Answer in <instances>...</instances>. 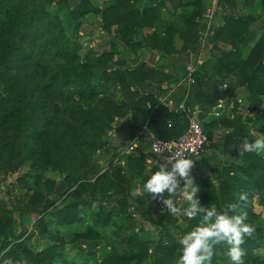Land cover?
Returning a JSON list of instances; mask_svg holds the SVG:
<instances>
[{
  "label": "trees",
  "instance_id": "trees-1",
  "mask_svg": "<svg viewBox=\"0 0 264 264\" xmlns=\"http://www.w3.org/2000/svg\"><path fill=\"white\" fill-rule=\"evenodd\" d=\"M41 1L0 0V81L6 80L11 86H15L18 97H9L14 104V109L9 110L1 105L6 97L0 92V126L3 132L12 143L20 142L21 135H24L25 139L21 144L27 159L33 160V165L39 168L54 166L59 147L62 149L63 161L71 168L60 181L58 190L56 181L47 180L45 184L60 195L76 187V193L72 196L80 197L81 193H85L88 194V201L78 199L81 203L70 202L63 209L55 211L57 223L81 222L82 205H86L96 191L102 192V199L106 200L99 204V212L94 217L95 223L105 227L115 225L116 235L122 244L127 245V249L122 253L112 249L110 255L96 264H177L181 255L179 238L195 227L203 226L205 213L198 212L195 218L187 217L186 226L179 227V238L168 233L161 234L159 241L153 246L152 241L143 239L142 229L127 233L136 227L135 216L131 212V187L127 175L132 179H145L146 160L135 155L127 156L125 169H116V180L112 179L110 168L96 177L101 173V168L93 161V155L105 146L102 139L111 137L110 132L114 131L116 121L129 115L133 131L139 129L137 125L147 126L160 139H177L185 132L188 126L186 114L170 112L160 104L159 99L150 94L141 96L136 91L143 82L163 83L171 77L160 70L144 66L123 70L126 62L118 57L120 50L116 42H111L109 49L100 54L83 56L79 44L76 41L70 42L59 16L46 11L47 3ZM141 1L143 0H115V5L103 10L93 6L91 0H75L74 7L69 8V15L72 20L80 19L79 23H74L75 32H78L83 22L81 20L87 14L101 15L102 30L107 34L115 33L118 40L135 53L145 43L154 44L162 55L178 53L172 41V28L167 29L163 37L153 33L145 36L143 41L137 39L145 28L152 26L158 19L162 2L149 0L155 1L156 6L142 14L138 8ZM62 2L68 5V0ZM199 19V12L187 17L188 26L182 33L184 45L181 53H194L199 48ZM249 26L250 20L230 18L226 20L224 27L214 32V38L217 42L229 39L232 44L249 45L256 40V35L250 32ZM155 42H159V45ZM28 44L32 46L31 52L17 51L20 45ZM238 48L234 45L232 51L224 54L212 66L215 76L223 73L228 76L227 87L220 98L204 93L205 77L208 75L206 66L202 68L204 76L201 72L196 76L199 96L210 106L217 104L221 98H231L234 102V118L225 117L211 123L201 122L210 143L218 139L217 131L223 134L222 152L233 160L228 161V167L217 172V178H202L195 185L199 191L194 199L198 201L200 209L215 206L218 212L234 215L238 213H233L229 206L241 205L240 195L247 193L248 202L241 206L247 212L246 223L252 225L255 232L251 238L246 237L242 245L246 252L244 264H264L258 253L264 247V224L258 223L260 215L255 211L256 205L264 208V157L255 152H244L240 146L245 124L243 117L237 113L241 104L235 96L236 90L244 87L248 92V108L259 111L264 107V34L246 59L241 58V48ZM41 72L42 79H38L36 75ZM22 73L25 78L14 77ZM4 92L9 94L10 88L7 87ZM117 94H120L121 99L117 98ZM56 101H62L70 115L66 121L65 139H62V135L56 137L49 132L50 119L45 114L51 107L48 104ZM169 119L173 121L172 128L167 126ZM258 130L264 133V113ZM69 137L72 139L68 141ZM255 139L257 138L253 135L248 138L249 142ZM111 165L114 166L113 160ZM94 178L96 180L92 182ZM109 190L113 191L111 195L116 196V202L108 200ZM18 203L19 210L25 207L40 216H45L54 205V202L35 189H29ZM44 216L38 221L43 233L46 232ZM115 216L121 220L114 221ZM166 218L162 215L152 222L160 228ZM210 222L212 221L208 223ZM12 225L11 218L0 219V264L8 261L12 264H83L65 259L54 262L53 253L63 251L66 245L60 237L52 236L51 241L55 245L38 253L28 249L23 243H16ZM99 237L97 231L89 228L85 233L76 235L75 239L92 241ZM218 247L224 250L227 246L215 248L211 264H219ZM92 255L95 256L96 252Z\"/></svg>",
  "mask_w": 264,
  "mask_h": 264
},
{
  "label": "rangeland",
  "instance_id": "rangeland-1",
  "mask_svg": "<svg viewBox=\"0 0 264 264\" xmlns=\"http://www.w3.org/2000/svg\"><path fill=\"white\" fill-rule=\"evenodd\" d=\"M41 2L47 3L46 11L52 15L59 16L60 20L63 22V27L66 29L67 37L70 38L71 43L76 41L79 44L83 56L88 54H100L101 50L97 49L94 45L96 40H99L100 42L103 41L105 49H109L111 41L108 36H101V32L103 31L98 27L99 19H101L99 15L91 13L87 14L81 20V22H83L80 25L78 32H75L74 23L75 21L79 23L80 19L72 20L69 15V8L72 9L74 7L75 0H68V5L64 4L62 0H52L51 2H48V0H42ZM91 2L93 6H102L103 8L108 6L107 0H91ZM31 48L32 46H30V44L24 46L20 45L17 51L25 50L31 52ZM36 76L38 79H42V72ZM14 77L18 79L25 78L23 73L20 76ZM6 84H9L6 80L0 81V92L6 97L1 105L4 108L13 110L14 104L9 97L11 96L14 99H18V97L15 93V86H11L10 84L7 86ZM20 86L21 85H19L18 88H20ZM7 87H9L11 91L9 94L4 92ZM48 105L51 107L45 115L50 119V123H48L50 128L49 132L56 137L62 135V139H65L67 136L66 121L70 117L67 112L68 110L62 101L51 102ZM29 113H32L31 110H29ZM110 134L112 135V132H110ZM24 139L25 136L21 135L20 142H10L0 126V219L11 218L13 220L12 231L16 235L14 241L18 244L23 243L28 249L38 253L55 245L51 241L52 236L62 238L66 245L63 251H56L53 253L55 263L65 259L67 261L74 260L83 264H96L97 261H102L105 257L110 255L112 249L119 253L124 252L127 249V245L122 244L116 235V226L110 225L105 227L95 223L94 217H96L99 212V204L101 201L106 200V198L102 199L101 191H96L93 198L89 199V202L86 205H82V211L84 212H80V217L82 219L81 222L73 224H59L56 222L57 218L54 215L55 211L63 209L70 202H80L79 200H86L85 202H87L88 199H86V197L88 194L81 193V198L74 195L76 196L75 198L72 195L76 193V187L70 188L69 191L63 195L50 190L45 184V181H56V190H58L60 181L66 174H68L71 166L63 161L64 153L60 147V151L57 153V156H55L57 162L54 166L47 168L34 166L33 160L27 159L25 149L22 147L21 143ZM70 139L72 138L69 137L68 141ZM102 142L105 145V148H101L96 155H93L94 163L101 168V173L96 177H99L110 168V175L112 176V179L116 180V169H125V166L122 165V161H124V155H122V152L125 150L120 151L121 149L118 150V147L113 146L115 144L111 137H104ZM115 154H117L116 157ZM261 155L264 157V153H261ZM112 160L115 167L111 165ZM236 162L239 161L236 160ZM229 165L230 164L223 159H215L213 163H210V166L207 165L199 174H197L194 183L197 184L202 178L212 177L213 174L210 172L211 168L215 167L216 170L219 171L221 168H226ZM155 172L156 171L152 170L146 175L145 179H132L129 174L127 175L131 187V212L135 216L136 225L133 229L128 230L127 233H133L134 230L142 229L143 239L152 241L153 246L159 241L161 234L168 233L179 238V227H185L187 224V215L183 211V209L187 208V204L182 201V198L179 195L174 194L170 197L167 190L163 194V199L172 198L174 204L182 209L179 215L173 216L167 209L166 205H164L163 199L159 197L153 199L151 195L142 191L143 184ZM77 173H79V168ZM215 175L218 174L215 173ZM95 180L96 178L91 181L94 182ZM196 184H194V186ZM181 188H183V186ZM29 189H35L41 192L49 201L54 202L53 207L45 216H40L32 211H28L25 207L22 208L23 210L18 209L19 200L23 198L24 194ZM112 192V190L108 191L109 196L107 198L109 201L116 202V196L111 195ZM178 192L179 190H177V193ZM255 211L260 215L258 223L264 224V208L256 205ZM162 215H165L167 218L163 221L160 228H158L152 221H157L159 216ZM43 216L46 222L45 233L42 232L40 225L38 224L39 219ZM120 220V217H114V221L118 222ZM89 228H92L99 233V239L92 241L75 239L76 235L85 233ZM165 237L167 236L165 235ZM93 252H96L95 256L92 255ZM217 252L219 255V264H229L228 257L226 256L227 247L224 250L218 247ZM258 253L264 260V247L261 248ZM148 264L152 263L149 262Z\"/></svg>",
  "mask_w": 264,
  "mask_h": 264
},
{
  "label": "crops",
  "instance_id": "crops-1",
  "mask_svg": "<svg viewBox=\"0 0 264 264\" xmlns=\"http://www.w3.org/2000/svg\"><path fill=\"white\" fill-rule=\"evenodd\" d=\"M107 2L108 6L104 8L99 6V8L104 10L105 8L113 6L116 3L115 0H107ZM154 6H156V2L149 0H143L138 4V8L142 14L145 12V10ZM212 6L216 7V13L213 21L215 32L225 26L226 20L230 18H236L243 19L244 21L250 20L249 30L256 35V40L250 42L249 45H244L243 43L232 44L229 39H226L224 42H217L214 38V34L210 39L209 46L203 53V57L206 60L205 66L208 70V75L205 77L206 87L204 93L220 98L222 93H224L229 80L227 79L228 76L225 73L215 76L212 66L224 54L232 51L234 49V45L239 47V50L241 48L240 51L242 52V59H246L249 56L252 47L264 34V0H162L160 10L158 11V19L152 26L145 28L143 34L139 35L137 39L143 41L145 36L151 35L153 33L163 37L165 31L172 28V41H174V46L178 52L172 55H162L152 43H145L144 46L139 49L137 53H135L130 47L118 40L115 33L107 34L102 30L101 15H99L101 19H99L98 23L99 29L103 31L101 32V36L106 35V37L108 36L111 42L117 43L120 50L118 57L126 62V65L122 67L123 70L144 66L146 68L160 70L164 75L171 77L163 83H158L157 81L143 82L136 89V91H138L141 96L150 94L157 99H161L166 96L175 97L177 100L186 103L189 113L196 120L198 118L203 123H211L215 120L225 117L234 118V113L227 115L224 114L220 118H216L213 113L220 100L230 102L232 101L231 98H221L217 104L210 106L201 96H199L196 86H189L187 82L183 81L185 64L199 53V48L194 53L190 51L181 53L182 47L184 45L182 33L187 29L188 26L187 17L196 12L200 13V34V28L205 12ZM113 29H116V27ZM156 44L159 45V42ZM94 45L97 49L101 50L100 53L107 50L105 49L103 41L100 42L99 40H96ZM201 74L204 76L203 70H201ZM235 96L238 102L241 104L237 113L243 117L245 124V132L240 140L241 143L245 138L248 139L250 135H253V133H255V135H253L255 138H259L261 134H264L260 133L258 130L261 116L264 113V107L259 111H251L248 108V92L244 87H239L235 92ZM117 98L121 99L120 94H117ZM179 113L182 114V112ZM130 117L131 115L116 121L114 125V131L111 135V139L115 144L113 146L118 147V150L121 149L120 151L125 150L122 152V155H124V161H122V165L125 167L127 165V156L135 155L136 157L144 158L147 163L146 173L148 174L152 170L154 171V169L159 168L161 163L165 162V157L154 155L151 152L150 133L152 132L148 127L146 130V126L139 127V125H137L139 129L137 131H133ZM216 134L217 137H220L216 139L218 142H209L205 152H203L194 160V167L190 173L194 180L197 178V174H199L207 165L210 166V163H213L215 159H223L225 162L233 160L231 156L224 155L222 152L221 146L223 142L221 138L223 137L221 136L223 134L218 131ZM169 169L170 166L166 165V170L169 171ZM210 172L213 174L212 178L218 177L215 175V173L218 172L215 167L211 168ZM182 186H184V182L182 183Z\"/></svg>",
  "mask_w": 264,
  "mask_h": 264
},
{
  "label": "clouds",
  "instance_id": "clouds-1",
  "mask_svg": "<svg viewBox=\"0 0 264 264\" xmlns=\"http://www.w3.org/2000/svg\"><path fill=\"white\" fill-rule=\"evenodd\" d=\"M255 135V133H253ZM244 152L264 153V134L252 142L244 139L241 143ZM166 165H171V170H166ZM194 167V160L187 158L182 153H174L161 163L159 170L152 174L143 184L142 191L151 195L153 199L159 197L163 199V194L167 190L169 196L176 194L187 204L183 209L188 218H195L198 212H204L203 226H197L190 232L179 238L181 255L177 264H211L214 250L217 246H227L226 256L229 264H244L243 257L246 255L242 245L245 238L254 235L255 228L246 223L247 212L241 205L248 202V194L240 195L241 205L232 204L229 206L234 215L227 212H218L215 206L210 209L198 208V201L194 196L199 191L194 186V178L190 175ZM184 182L180 188V181ZM177 189L179 192L177 193ZM164 205L173 216L181 213L182 209L177 207L172 198L163 199ZM209 221H212L208 223ZM6 264H12L11 261Z\"/></svg>",
  "mask_w": 264,
  "mask_h": 264
},
{
  "label": "built area",
  "instance_id": "built-area-1",
  "mask_svg": "<svg viewBox=\"0 0 264 264\" xmlns=\"http://www.w3.org/2000/svg\"><path fill=\"white\" fill-rule=\"evenodd\" d=\"M216 13V7L212 6L205 12L203 22L200 28L199 38V53L194 58H191L184 67L183 81L187 82L189 86L195 87L197 85L196 76L201 72L205 66L206 60L203 53L209 46L210 39L214 34L213 21ZM160 104L166 106L170 112H182L188 117V126L185 132L177 139H160L155 134L150 133V148L154 155H160L165 159L174 153H182L187 158L195 160L207 149L209 139L205 133L202 124L198 122L187 110L186 103L177 100L175 97L166 96L159 99ZM152 114L151 105H149ZM234 110V102H225L220 100L214 109V116L216 118L222 117L224 114H232ZM168 128L173 127V121H167ZM147 130V126L145 127ZM169 171L171 170V165ZM183 181H180V188ZM179 190V189H177Z\"/></svg>",
  "mask_w": 264,
  "mask_h": 264
},
{
  "label": "water",
  "instance_id": "water-1",
  "mask_svg": "<svg viewBox=\"0 0 264 264\" xmlns=\"http://www.w3.org/2000/svg\"><path fill=\"white\" fill-rule=\"evenodd\" d=\"M166 88V87H165ZM197 121L201 123V121L197 118Z\"/></svg>",
  "mask_w": 264,
  "mask_h": 264
}]
</instances>
